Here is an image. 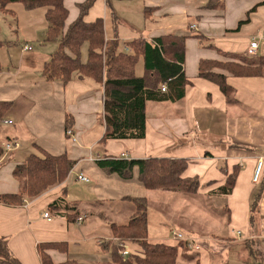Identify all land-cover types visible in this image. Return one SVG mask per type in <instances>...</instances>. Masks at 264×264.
I'll return each instance as SVG.
<instances>
[{"label": "crops", "instance_id": "0c3cea01", "mask_svg": "<svg viewBox=\"0 0 264 264\" xmlns=\"http://www.w3.org/2000/svg\"><path fill=\"white\" fill-rule=\"evenodd\" d=\"M84 1H65L70 10L69 23L77 18V6ZM206 4L207 0H99L90 11L87 21L103 18L107 40L118 37L122 44L136 39L151 43L162 36L190 31L205 40L201 43L191 38L187 42L184 70L190 85L185 99L179 103L149 104L145 139L109 141L103 149L99 144L105 133L102 86L79 77L67 85L44 81L42 71L57 50L56 44L55 49L43 44L40 49L25 50L29 43L24 40L22 48L9 45L11 49H0V101L14 103L6 119L13 124H3L0 140L2 144L18 145L0 159V197L19 193L21 184L13 177V171L31 154L66 153L77 162L65 183L40 197L26 199L20 206L0 202V237L8 241L22 264H42L38 253L41 243L68 244L67 256L54 253L57 262L68 258L83 264H113L110 254L99 245L111 237L109 226L125 224L133 216L134 207L125 199L149 198L154 192L139 183V169H135L132 180H125L101 170L93 161L97 156L187 159L184 177L200 180L195 196L205 199L206 210L221 216L224 222V230L216 239L263 242L264 196L255 217L251 216V207L257 193L264 189V171L262 183L253 182L258 159L264 157V79L230 77L228 83L235 90L231 100L217 85L200 78L198 67L203 59L221 60L224 54L248 55L247 49L255 40L260 43L256 56L264 57V0H226L225 8L216 11L206 10ZM257 6L260 8L255 17L241 26L239 23ZM27 14L35 23V34L24 38H45L46 9ZM87 58L88 45L82 50L83 61ZM67 115L74 119L70 124L77 142L65 135ZM235 168L239 175L234 191L228 196L218 194ZM80 174L90 182L79 181ZM64 192L67 201L77 207L74 223L50 209ZM163 194L175 197L182 193ZM194 211L199 213L196 218L205 222L206 214L198 208ZM45 213L51 215V221L45 219ZM173 225L163 217L156 219L151 228L149 213L150 240L177 245L171 237ZM249 229L254 232L249 234ZM210 247L204 244L200 251L189 253L198 254L199 264H215V252ZM260 248L263 250L261 245ZM191 256L183 260L195 264Z\"/></svg>", "mask_w": 264, "mask_h": 264}, {"label": "trees", "instance_id": "16d2710c", "mask_svg": "<svg viewBox=\"0 0 264 264\" xmlns=\"http://www.w3.org/2000/svg\"><path fill=\"white\" fill-rule=\"evenodd\" d=\"M65 1L0 0V12L16 16V12L10 8L16 4H21L27 11L46 9L45 18L48 26L44 42L56 44L57 50L45 64L42 77L48 83L60 82L63 85L79 77L91 79L102 86L105 133L99 142L101 149L107 146L109 141L145 139L149 104L179 103L185 99L187 87L190 85L184 70L187 42L195 38L205 43L202 41L203 36L190 31L185 35L162 36L151 43L136 39L122 44L118 37L107 40L103 18L87 21L86 18L99 0H85L79 4L77 6L79 15L71 23L70 10ZM225 1L207 0L205 9L223 10ZM249 20L250 17L245 22ZM245 22H241L240 25ZM8 44L0 40V49L9 46ZM86 45L88 58L84 62L82 50ZM141 58L144 63V74L138 76L136 68ZM198 73L200 78L217 85L221 92L232 100L235 90L228 83V79L230 77L264 79V57L224 54L221 60L203 59L199 62ZM163 88H166V92H163ZM13 106V102L0 101V135L4 121H10L6 119ZM73 120L67 115L65 135L69 139L68 132L73 131ZM5 154L4 144L0 140V159ZM41 155L31 154L22 164L16 166L13 177L20 182L21 189L17 194H3L0 197L2 204L20 206L26 199L40 197L52 187L65 183L77 165V162L66 153L52 155L43 152ZM95 162L101 170L108 174H117L125 180H132L135 169H139L138 181L147 191L189 195H197L199 192V178L184 177L189 165L187 159L160 157L130 159L120 156L102 157ZM238 175L239 169L235 168L233 173L227 176L226 183L218 190V194L223 196L232 194ZM260 176L257 184L262 183V172ZM263 196L264 189H261L251 207V216L255 217L257 214ZM125 201L133 205V216L125 224H111L109 226L111 237L99 244L104 253L110 254L113 264H179L182 257L186 258L182 252L190 250L185 243L170 245L150 240L147 197H130ZM50 209L64 215L70 223L76 222L78 218L77 207L67 201L66 192L50 206ZM114 239L131 242L134 246L132 253L127 257L122 256L121 247L114 243ZM68 252L67 243L38 245L42 264H83L68 258L63 262L55 261L54 253L67 256ZM190 258L195 260L193 256ZM195 261V264H199L197 260ZM0 264H22L13 255L8 241L2 237Z\"/></svg>", "mask_w": 264, "mask_h": 264}, {"label": "rangeland", "instance_id": "374dc122", "mask_svg": "<svg viewBox=\"0 0 264 264\" xmlns=\"http://www.w3.org/2000/svg\"><path fill=\"white\" fill-rule=\"evenodd\" d=\"M259 6L254 7L246 15L245 22L249 19L255 17L257 14V9ZM10 8L16 12V16L6 15L0 12V40L8 42V45H12L14 48H22L24 45V40L29 43L32 49H40L41 45L45 44L44 38H36L35 40H29V38H24L25 36L33 37L35 34V29L33 26L34 22L30 20L31 11H27L21 4L11 5ZM260 8V7H259ZM255 9V10H254ZM197 20V19H196ZM195 21V19L193 20ZM250 21V20H249ZM245 22L244 24L249 23ZM241 24V22L239 23ZM242 24V26L244 25ZM19 35V41H18ZM24 47V46H23ZM50 49H55V44H49ZM1 49H11L9 46H4ZM136 73L138 76L144 74L143 60L141 59L137 65ZM165 192H154L149 194L148 205L149 213L151 219V228L154 225L155 220H159L163 217L171 221L173 225V230L182 233L184 236L188 235L189 238L197 242L202 248V245L207 244L213 248L215 252V264H227V262L233 264H264V246L262 241L256 242H242L241 240H236L237 242H230L226 238L223 240L216 239V237L222 234L224 230V222L222 217L211 213V211L206 210L205 199L197 197L195 195L180 194L178 196H171L170 194H163ZM174 197V198H172ZM198 208L202 213L206 214L205 222L200 220L199 217L196 218L197 212L195 208ZM208 208V207H207ZM51 216V215H50ZM254 232L249 229L248 233ZM207 239L206 241H203ZM115 243V242H114ZM263 248L261 250L260 248ZM251 251L252 253H250ZM186 258L188 255H192L195 260L198 254H191L189 251L182 252ZM249 253V254H248ZM182 257L179 264H187Z\"/></svg>", "mask_w": 264, "mask_h": 264}, {"label": "built area", "instance_id": "2783aa9c", "mask_svg": "<svg viewBox=\"0 0 264 264\" xmlns=\"http://www.w3.org/2000/svg\"><path fill=\"white\" fill-rule=\"evenodd\" d=\"M260 43L258 40L252 41L247 49L248 55L249 56H256L258 53V49H259ZM25 50H31L32 48L29 45H26ZM128 50V49H127ZM163 92H166V88H163ZM13 122L12 121H4V125H12ZM68 135L70 136V139L72 140V142H77V137L74 134L73 131L68 132ZM17 144L15 143H6L4 144V148H5V153L8 154L10 152H12L14 149L17 148ZM124 157H126L125 155H123ZM101 157L97 156L94 157L92 160L93 161H97L99 160ZM264 171V157L258 159L257 162V166H256V170L254 173V177H253V182L255 184H257L260 181V174L261 172L263 173ZM78 180L82 181V182H90V179L87 178L85 175L80 174L78 176ZM45 219H47L48 221L52 220V217L50 216L49 213H45L44 214ZM240 235V233L238 234ZM171 237L173 240L176 241H180V242H184L187 245L188 250L190 251H200V245L195 242V240L193 241L192 238H189L188 236H184L182 233L173 231L171 233ZM115 244H119L120 245V254L122 256L127 257L129 254L132 253V246L133 244L131 242L125 241V242H121L119 239H114Z\"/></svg>", "mask_w": 264, "mask_h": 264}, {"label": "bare ground", "instance_id": "6f19581e", "mask_svg": "<svg viewBox=\"0 0 264 264\" xmlns=\"http://www.w3.org/2000/svg\"><path fill=\"white\" fill-rule=\"evenodd\" d=\"M173 231H174V230H173ZM173 231H172V232H173ZM176 232H177V231H176ZM179 233H180V232H179ZM186 236H188V235H186ZM188 237H189V236H188ZM174 241H176V240H174ZM177 242H180V241H177ZM182 243H184V242H182Z\"/></svg>", "mask_w": 264, "mask_h": 264}]
</instances>
